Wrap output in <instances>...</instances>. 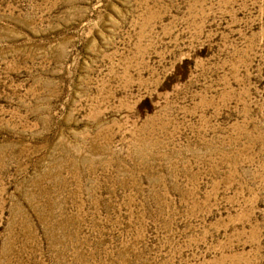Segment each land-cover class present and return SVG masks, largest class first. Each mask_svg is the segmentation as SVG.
<instances>
[{"label":"rangeland","instance_id":"obj_1","mask_svg":"<svg viewBox=\"0 0 264 264\" xmlns=\"http://www.w3.org/2000/svg\"><path fill=\"white\" fill-rule=\"evenodd\" d=\"M0 264H264V0H0Z\"/></svg>","mask_w":264,"mask_h":264}]
</instances>
